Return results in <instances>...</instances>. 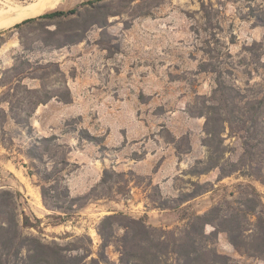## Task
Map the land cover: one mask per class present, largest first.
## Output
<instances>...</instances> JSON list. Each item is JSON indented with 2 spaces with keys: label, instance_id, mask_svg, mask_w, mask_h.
<instances>
[{
  "label": "rangeland",
  "instance_id": "374dc122",
  "mask_svg": "<svg viewBox=\"0 0 264 264\" xmlns=\"http://www.w3.org/2000/svg\"><path fill=\"white\" fill-rule=\"evenodd\" d=\"M87 1L57 9L79 8L80 14L0 29V107L11 113L4 99L22 98L24 107L13 112L32 113V129L10 117L0 141V189L20 191V210L34 224L24 233L40 239L49 252L65 255L68 264L73 257L89 264L98 256L99 226L109 214L128 217L114 222L116 237L132 224L129 218L174 229L216 204L247 209L255 198L250 184L261 198L257 214L264 216V136L251 165L244 159L243 139L227 128L213 145L222 139L217 154L228 169L236 164L238 170L223 179L219 168L192 174L196 164L205 167L198 162L210 154L206 117L192 110L213 93L218 75L249 96H264V0H100L82 7ZM22 61L30 62L20 65L25 72L9 71ZM204 62L218 72L201 71ZM17 85L38 89L34 100L48 93L60 97L32 112L29 94L23 89L17 94ZM68 88L70 103L62 100ZM231 102L226 104L232 107ZM81 129L96 140L80 138ZM54 134L70 147L69 160L77 165L61 173L64 184L72 197L88 195L70 216L45 205L42 182L29 174L28 149L37 138ZM45 160L37 165L52 168V159ZM106 168L124 175L111 173L103 183ZM195 183L208 191L185 200ZM216 248L231 264H264L263 254L238 251L226 231L218 234ZM106 252L119 264L115 244Z\"/></svg>",
  "mask_w": 264,
  "mask_h": 264
},
{
  "label": "trees",
  "instance_id": "16d2710c",
  "mask_svg": "<svg viewBox=\"0 0 264 264\" xmlns=\"http://www.w3.org/2000/svg\"><path fill=\"white\" fill-rule=\"evenodd\" d=\"M100 0H90L84 2L82 7L89 6ZM81 9L73 8L68 11L54 10L43 15L27 17L22 22L14 25L19 28L24 24L33 22L37 19H50L69 14H80ZM261 22H264L261 19ZM2 34V33H0ZM30 62L22 61L9 70L15 72L18 76L25 72L20 65H26ZM201 71L218 72L216 67L204 62L200 65ZM19 89H23L29 95L28 104L33 106L32 112H35L37 106L41 103H47L53 97H60L59 94L48 93L45 98L34 100V94L39 92L38 89L24 88L17 85L14 91L18 94ZM68 97L62 99L66 103L72 102L70 88L67 89ZM13 96H16L13 94ZM10 104L9 113L3 107H0V141L5 133V124L10 117L15 119L18 124H22L32 129L30 118L16 115L13 111L15 108H23L22 98L14 101L4 99ZM228 100H232L226 104ZM207 101L210 105H207ZM203 105L196 110H192L197 116L206 117L205 130L207 137L204 143L209 148L207 161L200 160L198 164H205L203 169H199L197 164L192 168L193 175H201L209 172L213 168L220 169V179L229 176L234 170H238L236 164L228 169L224 163L223 155L217 152L222 144V139L215 146L213 141L216 138H222L223 132L230 129L231 133H237L243 139L244 159L254 160L259 155V144L264 136V96H249L243 93L241 89L228 85L220 73L217 79V86L213 93L204 97ZM237 107V109H236ZM229 108V109H227ZM80 138L96 140L87 129L79 131ZM59 136L39 137L35 143L28 149V156L32 160L29 174L37 175L42 182L41 192L44 203L51 209H58L64 212L65 216H70L74 206L86 196L72 197L69 191L63 171L68 170L73 164L68 157L70 147L67 144L60 143ZM222 151V150H221ZM52 159L54 165L52 168L42 170L37 162L46 164L45 156ZM262 161V160H261ZM111 173L117 177L124 174L121 172L104 170L102 178L103 183H107ZM254 173L248 174L249 176ZM259 176V175H258ZM196 189L186 193L185 200L196 197L206 185L195 183ZM251 188L255 198L249 199L251 202L247 209L235 210L227 209L223 204H216L207 210L204 214H195L188 220L183 227L174 229L158 228L148 225L143 219L129 218L130 223L126 225L124 234L116 237L114 234V222L119 218H128L124 214L114 213L107 215L99 226V233L103 238L97 257H92L89 264H116L107 255L106 249L111 244L119 248V264H231V258L220 253L216 248L218 234L226 231L229 234L230 241L243 254L257 256L264 255V216L257 214V207L260 205L261 198L258 191L252 185ZM248 201V203H249ZM81 206L84 203H81ZM67 205V206H66ZM21 193L10 189H0V264H68L67 257L58 251L49 252L48 246L40 241L37 237L29 236L24 233V227L34 226L29 222L28 217L20 210ZM23 214V220L21 215ZM255 217V219H254ZM38 220V219H37ZM214 225L215 230L207 232V225ZM72 264H87L78 258H71Z\"/></svg>",
  "mask_w": 264,
  "mask_h": 264
},
{
  "label": "bare ground",
  "instance_id": "6f19581e",
  "mask_svg": "<svg viewBox=\"0 0 264 264\" xmlns=\"http://www.w3.org/2000/svg\"><path fill=\"white\" fill-rule=\"evenodd\" d=\"M75 0H0V29L27 17L39 16L67 7Z\"/></svg>",
  "mask_w": 264,
  "mask_h": 264
}]
</instances>
